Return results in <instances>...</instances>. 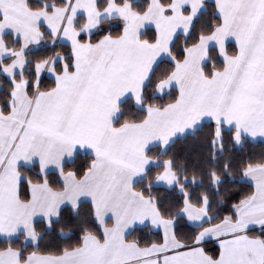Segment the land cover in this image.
I'll list each match as a JSON object with an SVG mask.
<instances>
[{
	"label": "snow or ice",
	"instance_id": "obj_1",
	"mask_svg": "<svg viewBox=\"0 0 264 264\" xmlns=\"http://www.w3.org/2000/svg\"><path fill=\"white\" fill-rule=\"evenodd\" d=\"M213 5L0 0V264H264V154L225 151L264 143V0ZM209 122L206 152L163 158ZM146 221L162 242L127 239Z\"/></svg>",
	"mask_w": 264,
	"mask_h": 264
},
{
	"label": "trees",
	"instance_id": "obj_2",
	"mask_svg": "<svg viewBox=\"0 0 264 264\" xmlns=\"http://www.w3.org/2000/svg\"><path fill=\"white\" fill-rule=\"evenodd\" d=\"M36 2L37 0H33V3H36ZM206 3L208 5L207 12L208 14H211V12L214 10V5L211 1H206ZM208 18H209L208 15L204 17L205 20H207ZM118 33H119V29H115L113 32L114 35ZM153 35H154L153 31L151 29H148L145 32L144 38L151 39ZM9 39H11V37ZM182 45H183V38H181V40L177 42V46H176L177 51L182 47ZM227 49H228V52L231 54L235 51L232 44H227ZM56 50L61 51L62 49L57 48ZM63 50H66V49H63ZM45 54H51V53L49 52ZM210 56L212 59L209 61V67L211 66L212 62H215L217 66H220L221 60L219 59L217 52L211 51ZM166 68H170V64L165 63L161 65V70L166 69ZM2 83H3L2 78H0V84ZM52 86H53V82L51 78L42 76V84H41L42 89H47ZM7 90H8L7 86H4L3 91H0V101H2L5 98V93L7 92ZM174 95L175 93H173V96ZM168 99H169L168 97H165L163 102H167ZM213 128H214V123L209 122L208 126L205 127L202 130V132L198 133L199 140H196V141H194L191 137L187 139H183V138L179 139L175 143V145L170 149L169 156H166L163 158L164 159L174 158L177 161V163H180L182 161L189 159L193 151L200 150V151L206 152L207 148L205 145V141H206V138L212 132ZM229 137H230V132L229 130L226 129L225 130L226 157H235L238 160L241 156L246 157L248 155H252L254 157H259L261 154H264V143H260L259 141L249 142L244 145L243 151L241 152L238 147L233 148V145L229 141ZM158 152H159V148L154 146L150 154L153 156H156ZM81 162H84L83 157H82ZM27 174L31 175V173H27ZM154 175H155V171L153 172V176ZM49 179L54 182L57 179V177L55 175H50ZM53 186L57 188L59 187V185L55 183L53 184ZM227 187L231 189L230 192L226 191L228 207H230L231 203L235 202L236 199H239L243 197L244 195L250 194V192L253 190L250 183L248 182L232 183V184H229ZM153 194L156 195L160 200L167 202L166 198L169 197L170 191L167 190L165 187L158 186L154 188ZM179 231L187 232L188 229L184 228L182 225ZM250 234L258 235L259 229L255 228ZM127 239L132 240V241H140L142 245L149 244L152 242L160 243L162 242V234L160 231H154L149 226L146 225V226L136 227L132 229L127 235ZM44 243L46 244L47 240ZM70 243L75 244L76 243L75 238ZM3 246L5 245L3 244L2 241H0V247H3ZM204 247L206 251H208L210 254H214L218 251V246L216 245L215 242L211 240L206 241L204 244ZM43 250L44 248L42 245V251Z\"/></svg>",
	"mask_w": 264,
	"mask_h": 264
},
{
	"label": "crops",
	"instance_id": "obj_3",
	"mask_svg": "<svg viewBox=\"0 0 264 264\" xmlns=\"http://www.w3.org/2000/svg\"><path fill=\"white\" fill-rule=\"evenodd\" d=\"M206 1H211V2L213 3V0H206ZM151 30H152V29H151ZM152 31H153V33H154V30H152ZM228 44H232V45H233V48L235 49V47H234V42H229ZM217 54H218V53H217ZM229 54H231V53H229ZM219 59H220V58H219ZM43 76L48 77L47 74H44ZM213 123H214V122H213ZM161 187H165V186H161ZM165 188H166V187H165ZM146 225L149 226V227H150L152 230H154V231H160L161 234H162V240H163V233H162V231L159 230V229H155V228H153V227L151 226L150 222H148V221H146L144 224H139V223H137V224L133 225L132 228L129 229V232H130L132 229L136 228V227H142V226H146ZM255 228L259 229L258 226H255ZM208 240H211V241L215 242L216 245L218 246V242H217L215 239L210 238V239H208ZM208 240H207V241H208ZM129 241H132V240H129Z\"/></svg>",
	"mask_w": 264,
	"mask_h": 264
}]
</instances>
